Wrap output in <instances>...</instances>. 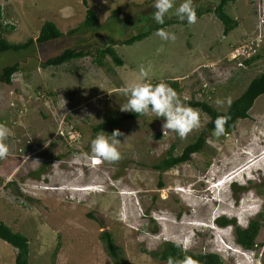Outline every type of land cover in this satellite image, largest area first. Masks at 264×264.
<instances>
[{
    "label": "rangeland",
    "instance_id": "1",
    "mask_svg": "<svg viewBox=\"0 0 264 264\" xmlns=\"http://www.w3.org/2000/svg\"><path fill=\"white\" fill-rule=\"evenodd\" d=\"M2 1V19L16 23L5 34L10 42L35 37L45 21L63 32L0 55V74L5 66L20 65L11 76L14 86L0 83V221L28 237L29 264H167L149 253L166 242L217 253L223 264H264V94L233 131L209 133L190 161L163 173L152 168L172 146L174 154L181 153L209 121L190 102L225 110L264 73L263 46L252 48L254 55L232 72L219 63L254 35L255 0L227 6L238 21L228 35L212 12L194 14L220 0ZM86 8L96 12L98 25L68 34L84 21ZM107 45L122 66L109 57L106 67L90 58L41 65L68 48ZM149 82L152 90L145 88ZM148 101L151 107L139 118L93 134L97 123ZM63 118L81 133L73 147L57 136ZM104 150L109 157L92 164L90 157ZM234 160L249 166L237 172ZM225 173L231 177L222 180ZM259 213L262 227L250 250L236 243L234 226L215 223L224 216L245 227ZM102 231L111 232L117 257L107 251ZM14 259L15 249L0 239V264Z\"/></svg>",
    "mask_w": 264,
    "mask_h": 264
},
{
    "label": "trees",
    "instance_id": "2",
    "mask_svg": "<svg viewBox=\"0 0 264 264\" xmlns=\"http://www.w3.org/2000/svg\"><path fill=\"white\" fill-rule=\"evenodd\" d=\"M235 1L236 0H220L218 5L207 7L202 11L195 10L194 14L200 16L203 12H212L223 25V35H228L235 27H237L238 23L237 19H235L232 15L230 16V14L227 12V6ZM84 4L86 5L87 2L84 1ZM173 22L174 21H169L167 24ZM98 23L99 22L95 11L90 8H86L84 21L78 26L68 30L67 33L73 34L80 28H93L96 27ZM162 26L164 25H161L160 27ZM14 28L15 26L13 25L3 23L0 12V55L8 51L20 52L33 46L35 43H41L53 38L61 37L63 35V32L55 25V23L51 21H45L39 33L35 37H30L21 43H15L10 42L5 37V34ZM140 38V35L131 37L129 39L123 40V43L130 44ZM108 57L111 58L112 61L118 66H122L124 64V61L117 55L114 47L112 45H107L93 51L68 48L60 54L46 59L41 63V65L42 67L46 68L47 66L51 65L59 66L75 59L90 58V61L94 66L106 67L107 61L105 60ZM18 70H20V65L18 62L13 65L5 66L2 70V73L0 74V83L10 84L11 76ZM171 86L174 89H177L178 87V85ZM262 94H264V73L253 77L247 83L242 92L232 99L228 108L225 110H218L213 108L209 103L200 100L190 102L189 104L192 107L199 108L201 111L206 113L209 116V121L206 122L205 126L195 137L194 141L186 145L181 153L174 154V147L172 146L171 149L166 152L164 157L152 164V168L159 173H163L168 169L176 167L181 162L190 161L191 156L194 153L200 152L203 149L204 142L206 141L209 133L217 130L223 134H228L235 129L238 120L249 118L248 111L253 106L256 98ZM170 97L172 100H174V97ZM151 105L152 102L148 101L144 104L137 105V107L125 112L120 116H117L115 119L97 123L92 128L93 134L98 135L99 132L104 130V128L109 125H117L130 119L139 118L143 111L150 108ZM42 169L43 168L38 169V171ZM236 188H239V186L236 185ZM242 188L243 187H240V189ZM89 217L95 218L92 212L89 213ZM262 217L263 214L259 213L257 218L249 220L245 227L237 225L235 218L228 219L224 216L216 218L215 223L220 227H226L228 225L234 226L236 243L243 249L250 250L257 245L256 237L258 236L262 227ZM101 238L104 240L105 247L109 254H111V256L114 258L117 257L118 247L113 240L111 232L102 231ZM0 239L9 243L15 249L14 264H29V239L25 234L21 233L20 231H13L7 224H5L3 221H0ZM181 245V243L179 245L166 242L163 244L160 250L150 251L149 253L153 257L165 261L167 264H223L222 258L217 253H194L188 249H182ZM57 248H55L53 251L52 258L55 256Z\"/></svg>",
    "mask_w": 264,
    "mask_h": 264
},
{
    "label": "built area",
    "instance_id": "3",
    "mask_svg": "<svg viewBox=\"0 0 264 264\" xmlns=\"http://www.w3.org/2000/svg\"><path fill=\"white\" fill-rule=\"evenodd\" d=\"M4 6L5 3L0 0V12H1V19L4 14ZM255 17L256 23L254 26V35L250 36L247 40H243L241 44H238L229 50V54L226 57L219 61L221 66L223 67V71L232 72L234 69H238L237 67L242 65V60L250 58V55L253 56L254 54L251 53L252 48L259 50L264 45V0H255ZM4 24L15 25L16 23L11 19H2ZM253 54V55H252ZM213 66V64H208L206 69ZM209 70V69H208ZM202 85H207L203 83ZM147 90H152L151 83L149 82L148 85H145ZM207 89L210 90L209 87ZM13 104V103H12ZM58 133L57 136L60 141L68 147H73L75 143H77L81 138V133L78 128L74 127V125L64 118L58 122ZM108 151H102V156L95 155L91 157L92 164H98L101 162L102 158L109 157Z\"/></svg>",
    "mask_w": 264,
    "mask_h": 264
},
{
    "label": "bare ground",
    "instance_id": "4",
    "mask_svg": "<svg viewBox=\"0 0 264 264\" xmlns=\"http://www.w3.org/2000/svg\"><path fill=\"white\" fill-rule=\"evenodd\" d=\"M258 155H259V154H258ZM258 155H257V156H258ZM248 164H249L248 161L246 162L245 160H243V161H242V160H234V165H235V166L233 167V170H235V171L238 172V170H240L241 168H243V167L245 168V167L249 166ZM231 172H234V171H232V169H231ZM224 178H225V176L222 177V180H223ZM88 189H91V188L88 187ZM229 247H230V246H229ZM230 248H231V247H230ZM234 251H235V252H238V250H236V249H234Z\"/></svg>",
    "mask_w": 264,
    "mask_h": 264
},
{
    "label": "crops",
    "instance_id": "5",
    "mask_svg": "<svg viewBox=\"0 0 264 264\" xmlns=\"http://www.w3.org/2000/svg\"><path fill=\"white\" fill-rule=\"evenodd\" d=\"M96 13V12H95ZM96 16H97V14H96ZM98 18V17H97ZM15 75V74H14ZM14 75L12 76L13 78H14ZM12 84H13V82H12ZM8 86H14V85H11V84H8ZM9 91H10V88H9ZM19 98H22L21 96H19ZM91 158V157H90Z\"/></svg>",
    "mask_w": 264,
    "mask_h": 264
},
{
    "label": "clouds",
    "instance_id": "6",
    "mask_svg": "<svg viewBox=\"0 0 264 264\" xmlns=\"http://www.w3.org/2000/svg\"><path fill=\"white\" fill-rule=\"evenodd\" d=\"M99 163H100V162H99ZM232 182H233V180H232V181H230V182H229V184H231ZM232 184H233V183H232Z\"/></svg>",
    "mask_w": 264,
    "mask_h": 264
},
{
    "label": "water",
    "instance_id": "7",
    "mask_svg": "<svg viewBox=\"0 0 264 264\" xmlns=\"http://www.w3.org/2000/svg\"><path fill=\"white\" fill-rule=\"evenodd\" d=\"M102 219H103V217L100 218V220H102Z\"/></svg>",
    "mask_w": 264,
    "mask_h": 264
}]
</instances>
